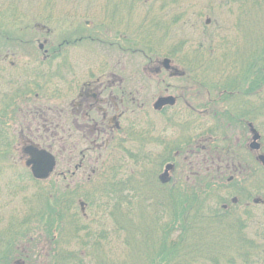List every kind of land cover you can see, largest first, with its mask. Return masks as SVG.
<instances>
[{
  "label": "rangeland",
  "instance_id": "obj_1",
  "mask_svg": "<svg viewBox=\"0 0 264 264\" xmlns=\"http://www.w3.org/2000/svg\"><path fill=\"white\" fill-rule=\"evenodd\" d=\"M208 19L209 23H207ZM260 30L264 31V0H248L242 3L236 0H0V255L11 256L10 264L20 263L18 259L26 258L28 254H23L26 252L23 249V239L24 243L31 241V244L28 242L25 246L39 242V230L33 229L37 226V213L40 214L49 206L53 209L52 193L66 190L67 193L78 191L80 196L76 194L78 198L76 201L80 199L87 203L86 220L90 225L99 229L97 222L110 227L109 232L106 231L109 237L108 241L104 242L106 246L96 250L91 248L90 253L97 251L100 256L104 255L111 262L113 261L112 264H132L134 262L132 258L135 256L145 257L141 254L132 255L133 245L126 241V238L133 239V234L129 230L112 234L113 222L108 213L98 212L102 208L98 207L97 200L109 202L110 209L114 210L112 207L115 203L112 204L105 194L104 198L101 197L103 185L106 182L126 184L127 181L124 180L131 181L137 172L140 176L144 170L147 172L149 168L147 160L141 159L142 162L137 164L135 157L143 155L144 158L148 152V147L145 145L148 137V117H141L142 113L137 116L131 113L129 116L133 118L134 124L136 123L131 131L135 130L136 135L131 137L130 142L127 141L121 147L113 145L108 150L105 148L101 159H93L99 155L100 150L97 149L95 152L91 150L87 153L86 159H82L81 151L84 150V144L77 141L70 144L69 131L65 125L70 115L64 112L60 115L57 111L58 106L59 109L66 107V99L70 96V82L76 74L72 75L73 71H76V66L79 71V68L87 69L95 63L107 64L110 61V66H115L122 76L142 78L137 79V83L134 84L133 88L136 87L134 96L138 101L140 99L139 102L148 105V83L144 79L145 73L141 72L143 65L148 62V52H153L155 56L160 54L162 57L173 53L174 64L190 72L191 76L194 74L199 76V84L196 82L193 87L196 91L199 90L200 98L203 99L207 96L204 92L206 85L202 82H215L218 78L217 63L212 66L209 61L225 52L219 50L215 44V50L204 48L205 52L200 51V40L205 42L204 47H208L210 40L208 35L216 31L214 39L218 41L221 34L227 32L226 35L224 33L225 36L228 35L242 47L248 43L246 47L248 48L252 35L255 40ZM77 38L82 39L76 40ZM68 39L72 41L66 42ZM146 42L152 45V48L148 47ZM68 43L77 46L73 55H69L68 58L65 56L57 58L52 67L40 66L39 59H42L44 53L40 45L42 47L44 45L45 49L60 50ZM203 60L207 63L200 66ZM204 71V75L201 76ZM171 84L181 87L180 80L177 79L167 80L165 84L154 82L153 96L158 95V92L164 91L166 85ZM29 90L34 93L39 92L40 95L29 96L31 95L28 94ZM26 97L29 99L23 100ZM33 99L34 105L47 108L46 119L51 122L50 131H45L41 127L44 113L31 115L26 110L32 108ZM28 101L31 103L29 106L26 104ZM48 108L54 109L55 112ZM185 115L187 113L182 118L180 116L174 118L175 130L179 138L182 135L184 137L190 135L181 133L178 127L179 123L193 120L192 116L186 120ZM31 116L34 120L38 119L36 122L41 123L39 130L27 128ZM151 118L152 123L159 128L161 125H166V121L161 120L159 116H151ZM259 121L258 127L263 130L264 135V113ZM199 125L202 145L222 146L219 139V142L210 141L209 134L204 131L211 128L208 125L214 126L211 119L201 124L199 122ZM169 127L170 131L171 124ZM247 129L243 122L232 123L228 127L229 139L237 145L236 151L242 154H246L243 141L251 136V132ZM220 135L219 132L217 136ZM29 143L51 151L56 157V169L45 182L35 180L25 166L26 157L23 155V149ZM71 150L74 152L73 155H70ZM127 151L132 152L127 153ZM80 161H84V170L73 178L72 172ZM146 162L147 164H144ZM182 165L184 168L188 167L185 163ZM93 168L97 169L93 178L90 181H83ZM111 168H113L112 172ZM185 171L190 174L187 169ZM110 173L108 178L106 174ZM229 175L231 169L227 172V177ZM82 183H85L84 186ZM144 186L147 191L149 189L155 192H160L156 190L158 186L165 188V185L158 177L154 178V175L153 177L148 175ZM252 191L253 195L250 198L245 196L240 202H248L252 216L246 218L243 215L240 219H243V224L247 225L244 230L246 236L254 240L256 245L261 246L264 244V203L256 204L254 199L256 197L264 199V187L262 190ZM126 194L134 195V192L125 190L124 195ZM229 194L224 192L220 206L231 204L232 196ZM132 200V204L123 203L127 210L120 212L124 217L127 216L124 220L133 218L136 221L129 222L128 226L141 223V219L136 215L138 198ZM151 202L152 199L146 198L147 205ZM70 205V213L81 212L79 203ZM155 205L157 206V202ZM227 207L244 209V205ZM235 220L234 217H229L227 224L233 225L236 223ZM122 225L125 227L124 222ZM217 232L212 230L211 233L216 237ZM22 233L24 236L21 240ZM86 233L83 230L79 232V237L70 239V248L75 251L85 248L82 246V240L85 239ZM11 242H15V245L10 246ZM219 252L218 264H263L257 250L249 251L250 263L243 260L238 250L225 248ZM230 254H233L234 262L229 261ZM252 257H254L253 263ZM208 264L216 263L210 261Z\"/></svg>",
  "mask_w": 264,
  "mask_h": 264
},
{
  "label": "trees",
  "instance_id": "obj_2",
  "mask_svg": "<svg viewBox=\"0 0 264 264\" xmlns=\"http://www.w3.org/2000/svg\"><path fill=\"white\" fill-rule=\"evenodd\" d=\"M244 1L236 0L239 3ZM111 16L114 18L113 13ZM250 30H254V28H250ZM224 33L227 34V32ZM224 33L221 34L218 41L214 39L216 31L212 35H208L210 37L208 47H204L205 42L200 40V51H204V48L215 50V44L219 50L225 53L222 54L223 57L220 54L209 61L212 66L217 63L216 76L218 78L215 82H202L203 85H206L204 92L207 97L199 99L200 113L198 115L200 124L205 120L213 121V127L208 125L211 128L204 129L209 134L208 139L212 142L219 139L222 142L220 147L211 144L203 146L212 150L215 157L221 156L224 159H209L207 165L213 166V169L209 170L202 162L199 174L192 172L190 180L187 179L188 173L180 174L178 172L173 183L164 184V189L159 184L160 186L156 187V190L160 192H155L149 189L147 191L144 182L148 179V175L152 177L154 175V178L157 179L158 172L164 166L166 159H148V154L144 158L143 155H139L135 157L136 163H141V159H146L149 166L147 172L144 170L141 176L137 172L131 181L124 180L127 181L126 184L106 182L103 185V196L101 197L104 198L105 194L112 204L115 203L112 207L114 210L110 209L109 202L104 203V201L97 200L98 207L102 208L98 212L108 213L107 215L113 222L112 234L129 230L133 234V239L126 238V241L131 246L133 245L132 255H145V257L137 255L132 258L134 260L132 264H208L210 261L218 264L219 251L225 248L238 250L246 263H250L249 251L257 250L264 264V244L258 246L254 240H250L246 236L244 230L247 225L243 224V219H240L243 215L246 218L252 216L248 202H240L243 201V198L245 199V196L250 198L253 195V189H263L264 168L256 161L254 153L247 147V138L246 142L243 141L246 154H242L236 151L237 145L229 139L230 135L227 133L229 132L228 127L232 123L243 122L248 128L247 130H249L248 124L251 123L262 134V150L264 151L263 130L258 127L259 120L264 113V31L260 30L255 40L252 35L248 48H246L248 43L242 47L239 43L231 40L228 35L225 36ZM56 56H60L59 53ZM204 63L207 61L203 60L200 66H203ZM219 132L221 135L217 136ZM186 165L188 166V164ZM219 166L225 173L231 169L233 176L231 181L227 176L219 177ZM112 170L113 168H111V172ZM189 171L191 170L189 169ZM110 175L111 173L106 174L108 178ZM143 189L146 190L145 193H143ZM125 190L133 191L134 195H124ZM56 192V195L52 193V196L54 195L52 198L53 209L48 205L49 207L43 209L40 214L37 213V226L33 229L39 230V242L35 245L25 246L28 242L31 244V241L24 243V234H21L23 249L27 252L23 254H28V256L18 260L23 264H112L113 261L111 262L104 255L100 256L97 251L90 253L91 248L96 250L106 246L104 242L109 239L106 231L109 232L110 227L97 222L96 224L100 228L93 227L87 222L86 212L81 208V212L70 213V204L79 203L76 201L78 199L76 194L79 195L78 191L67 193L66 190H58ZM224 192L230 193L232 201L230 205L227 204L223 207L220 206V200L224 198ZM132 198H138L136 215L141 219V223L128 226L129 222L136 221L133 218L124 220L127 216L124 217L120 212L127 210L123 203L132 204ZM146 198L152 199L154 203L151 202L147 205ZM234 198L236 200H233ZM262 200L263 204V197ZM231 205L237 207L244 205V209L234 208V210L227 207ZM229 217L236 219L234 226L227 224ZM123 222L125 227L122 225ZM210 226L213 227L210 228ZM83 230L87 232L85 239L82 240V246L85 248L75 251L69 246L70 239L79 237V232ZM212 230L218 231L216 233L218 236L214 237L211 233ZM9 245L13 246L15 242H11ZM232 256L233 254H230L229 261L234 262ZM10 259L11 256L0 255V264H10ZM251 262H254V257Z\"/></svg>",
  "mask_w": 264,
  "mask_h": 264
},
{
  "label": "flooded vegetation",
  "instance_id": "obj_3",
  "mask_svg": "<svg viewBox=\"0 0 264 264\" xmlns=\"http://www.w3.org/2000/svg\"><path fill=\"white\" fill-rule=\"evenodd\" d=\"M80 39L82 38H77L76 40ZM71 41V39H68L66 42ZM145 44L152 48V45H148V42ZM75 47L77 46L68 43L60 50H50L49 48L45 49L44 45L43 47L40 45V49H43L44 52L42 54V60L39 59L40 66H45V68L48 66L52 67L57 58H50L56 57L58 53L60 55L59 57L65 56L68 58L69 55L74 54ZM135 51L136 50L132 52L134 53ZM156 55L157 56H155L153 52H148V62L143 65V69L141 70L143 74L145 73L144 79L146 80V83H148L149 122L146 146L148 147V159H166L164 166L161 168V172H165L167 180L169 181L167 184H169L175 181L178 172L184 174L187 169V171L191 173L187 176V179L190 180L192 172L195 173L200 171L202 162L205 163V168L209 170L213 169V166L207 165L209 159L224 158L221 156L215 157L212 150H209V148L201 144V130L198 120V115L200 113V92L199 90L196 91L195 87H193L196 82L199 84V76L196 74L191 76L190 72H187L186 70L181 69L179 65L174 64L172 59L174 57L173 53L168 55L165 54L164 57L160 54ZM78 72L80 73L78 74ZM74 73L76 74L70 82V96L66 99V107H61L62 109H59L60 107L58 106L57 111L60 115L63 112L66 113V115H70L69 121H66L65 123L69 131L70 144H74L76 141L84 144V150L81 151L82 159H86L87 153L91 150H94L95 152L96 149L100 150V152L99 155L93 159H101L103 157L102 154L105 152V148H110L113 145L121 147L127 141L130 142L131 137L136 135L135 130L132 132V129L126 127V123L127 116L129 115L128 113L134 108L138 101L134 96L136 90V87L133 88L135 86L134 84L137 83V79L142 78L136 76H122L115 66H110V61L107 64L95 63L92 66H88L87 69L85 68L81 70L79 68V71L76 66V71L74 70L72 75ZM68 74H70V72ZM172 79L180 80L181 87L172 84V86L166 85L163 88L164 91L158 92V95L153 96L152 90L154 88V82L165 84L167 80L170 81ZM30 93L31 95L29 96L37 97L39 95V92H28V94ZM168 95L174 97V104L155 109V102L160 97ZM28 99L29 98L26 97L23 100ZM26 104L29 106L31 103L28 101ZM48 109L55 112L52 108ZM26 110L29 111L31 115L44 113L41 118L44 121L43 125L36 122L38 119L34 120V117L31 116V121L27 123V128L29 130L31 128L39 130L41 125L45 131H50L51 122L48 118H45L48 113L47 108H43L40 105H34L33 99L32 108L29 107V109ZM133 111H135V109ZM185 113L189 115H185L186 120L190 119L191 116L193 120L188 121L187 123H179L178 127L181 133H189L190 135L184 137V135L181 134L182 137L179 138L175 130L176 125H174V118H177V116L182 118ZM27 114L29 113L27 112ZM151 116H159L161 120L166 121V125H161L159 128L158 125L152 123ZM170 124L171 129L169 131ZM178 133L180 132L178 131ZM26 145V147L36 146L32 143ZM131 152L132 151H129V153ZM73 154L74 152L71 150L70 155ZM25 157L27 160L26 155ZM201 159L204 160L201 161ZM182 163L188 164V167L184 168ZM168 165L170 166L167 167ZM189 169L191 171H189ZM83 170L84 161H80L72 172L73 178L74 175L80 174ZM96 171L97 169L93 168L83 181L86 182L87 180H91ZM161 172L157 175L158 178ZM218 174L219 177H225L227 173H225L222 170V167L219 166ZM231 177L233 178L232 175ZM81 178L79 177V179Z\"/></svg>",
  "mask_w": 264,
  "mask_h": 264
},
{
  "label": "water",
  "instance_id": "obj_4",
  "mask_svg": "<svg viewBox=\"0 0 264 264\" xmlns=\"http://www.w3.org/2000/svg\"><path fill=\"white\" fill-rule=\"evenodd\" d=\"M173 102L174 100L172 97H161L155 103V108L160 109L162 106L168 103L172 104ZM252 131L254 132V135L252 138V142L250 143V147L253 150H259L260 143L258 140L260 139V134L255 129H253ZM25 151L30 156L26 164L31 167L34 176L38 179L48 178L54 171L56 166L55 156L45 149H39L34 146L27 147ZM258 158V160L264 165V154H260ZM165 175L162 176V180H165ZM255 201L258 202L259 199H256Z\"/></svg>",
  "mask_w": 264,
  "mask_h": 264
}]
</instances>
